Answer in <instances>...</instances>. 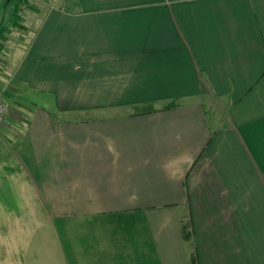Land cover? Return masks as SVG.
I'll list each match as a JSON object with an SVG mask.
<instances>
[{
	"label": "crops",
	"instance_id": "1",
	"mask_svg": "<svg viewBox=\"0 0 264 264\" xmlns=\"http://www.w3.org/2000/svg\"><path fill=\"white\" fill-rule=\"evenodd\" d=\"M18 1L0 168L85 222L60 263L264 264V0Z\"/></svg>",
	"mask_w": 264,
	"mask_h": 264
},
{
	"label": "rangeland",
	"instance_id": "2",
	"mask_svg": "<svg viewBox=\"0 0 264 264\" xmlns=\"http://www.w3.org/2000/svg\"><path fill=\"white\" fill-rule=\"evenodd\" d=\"M73 154L81 155L83 151L75 149ZM15 182L0 168V264H61L60 254H80L76 240L81 237L85 222L53 215L55 209L43 203L20 204ZM71 261L74 262L73 257Z\"/></svg>",
	"mask_w": 264,
	"mask_h": 264
},
{
	"label": "built area",
	"instance_id": "3",
	"mask_svg": "<svg viewBox=\"0 0 264 264\" xmlns=\"http://www.w3.org/2000/svg\"><path fill=\"white\" fill-rule=\"evenodd\" d=\"M23 9H24V6H21L20 14ZM9 115H10V107L8 103L1 97V94H0V123H2Z\"/></svg>",
	"mask_w": 264,
	"mask_h": 264
},
{
	"label": "trees",
	"instance_id": "4",
	"mask_svg": "<svg viewBox=\"0 0 264 264\" xmlns=\"http://www.w3.org/2000/svg\"><path fill=\"white\" fill-rule=\"evenodd\" d=\"M25 3H26V7H28V6H27V2H26L25 0H19L18 2H16L17 10L15 9V13H16L17 15H20V7H21V6H24ZM24 7H25V6H24ZM186 229H188V228L186 227V224L183 223V224H182V235H183V238L187 240V239L189 238V231L186 232ZM191 260H192V262H193V258H192V257H191Z\"/></svg>",
	"mask_w": 264,
	"mask_h": 264
}]
</instances>
